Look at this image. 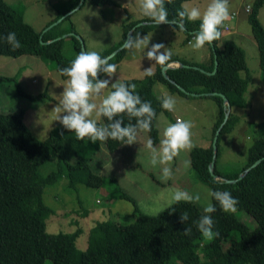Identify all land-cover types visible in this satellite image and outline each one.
<instances>
[{"label": "trees", "instance_id": "1", "mask_svg": "<svg viewBox=\"0 0 264 264\" xmlns=\"http://www.w3.org/2000/svg\"><path fill=\"white\" fill-rule=\"evenodd\" d=\"M92 6L103 7L114 4L113 0H83ZM192 0H165L168 19L181 18L177 15L184 8V4ZM80 0H74L73 6L57 17L61 18L75 7ZM264 0H254L248 6L247 21L251 27L252 37L256 43L260 76L264 82V27L258 19ZM237 15V13H235ZM71 16L65 17L61 23L44 33L42 41L47 42L60 37L62 34L75 33L71 25L68 31L52 34ZM56 19V20H57ZM54 20V21H56ZM54 21L52 23H54ZM142 22L149 23L137 27L131 36L134 40L157 28L149 17L141 21L124 22L122 24V39L120 43L106 51L99 53L101 57H108L120 48L127 33ZM200 20L188 21L183 19V30L175 25V29L186 33V39L181 45L190 44L192 34L198 30ZM224 22L219 26L222 36ZM14 31L20 41V47L13 50L5 41H0V56L17 58L24 55H34L45 63H54L55 70L61 79L59 69L69 65L70 61L81 51L80 42L70 36L51 44L40 43L37 33L23 16L5 0H0V36ZM220 36V38H221ZM220 38L213 41L216 53L217 71L214 75H206L192 68H173L167 70V75L177 85L190 94L221 93L226 96L231 106V113L224 125L217 143V156L214 172L223 178L234 180L262 158V161L236 183L226 184L214 180L208 171L212 161V140L214 134L224 118L223 101L219 96H211L219 109V117L213 128V135L207 147H194L190 150L189 161L197 181L209 187L210 190L229 191L236 198L235 210L247 213L254 221L255 228H250L241 222L235 213L223 212L217 205V210L210 215L213 217V238L203 247L204 262L198 254L202 234L192 225L203 211L192 201L175 202L157 216H148L139 212L136 202L119 190L118 197L129 201L134 206L135 221L128 225H119L113 221H99L88 233V247L79 250L76 241L82 230L77 228L71 234H49L46 231V220L55 211L44 202L43 195L47 187L58 185L64 178L68 187L76 189L79 184L92 188H101L102 178L94 173L91 167L97 144L77 140L74 133L62 129L57 124L45 140L36 138L24 123L25 110L20 109L10 113H0V264H44L50 259L52 264H264V137L254 139L252 147L248 149L247 157L240 169L222 175L217 166L221 157L220 141L224 134L231 133L239 118L233 113V108H246V94L251 82L246 54L234 41L226 40L222 49L217 44ZM70 43L71 54L64 55L65 44ZM208 50V61L202 64L190 63L169 53V59L164 64L157 63L151 76L142 79H127L122 82L135 84V92L142 100L151 102L157 115L152 121L151 131L147 132L154 144L158 143L157 117L160 113L168 112L160 107L153 88L156 84L163 85L170 93L186 96L177 87L169 83L162 75V68L173 61L185 65L199 67L206 72L214 69V53ZM123 48L108 60L109 64L117 66L126 53ZM18 77L0 76V86L13 82L17 92L24 94L17 81ZM32 100L42 99V95L24 94ZM191 96V95H190ZM205 97V96H201ZM124 123L128 117L121 114ZM102 124L106 121L101 118ZM134 123V119L132 121ZM139 132V131H138ZM137 132V133H138ZM123 144L115 140H106L105 148L114 153ZM56 155L55 169L47 174L41 173V168L47 163L49 154ZM213 204H216L211 199ZM175 211H171V209ZM187 211L189 220L185 224L179 221V213ZM86 217L87 212L79 211ZM185 227L191 231L183 232ZM225 244H228L225 246Z\"/></svg>", "mask_w": 264, "mask_h": 264}, {"label": "rangeland", "instance_id": "2", "mask_svg": "<svg viewBox=\"0 0 264 264\" xmlns=\"http://www.w3.org/2000/svg\"><path fill=\"white\" fill-rule=\"evenodd\" d=\"M113 1L112 5L95 7L88 1L82 4L83 1L80 0L78 6L68 12L71 13L70 18L55 28L52 34L58 35L68 31L73 25L75 34L84 44L85 51L102 53L116 47L122 39V24L141 21L146 16L140 12L139 0ZM5 2L17 10L24 21L42 36L60 13L73 6L74 0H5ZM209 2L210 0H192L185 3L184 8L197 7L203 13ZM253 2L254 0H228L229 16L224 21L228 29L224 27L225 30L217 44L218 49H222L223 43L230 40L243 48L251 78L246 94L247 107L233 108L239 122L231 133L221 137V157L217 168L222 175L240 169L254 139L264 137V82L260 76L257 46L245 13V9ZM258 19L264 27V6L259 11ZM54 22H58V19ZM164 24H159L157 28L141 35L147 38L148 45L139 49L135 47L127 49L123 60L115 67L112 81L142 79L146 70L152 72L156 62L148 60L145 56L147 47L152 43H162L165 48L161 51L176 53L187 62L202 64L208 61L209 50L206 46L193 49L191 43L181 45L187 37L186 33ZM63 35L65 34L60 37ZM69 46V42L65 44L66 57L71 54ZM170 64H175V61ZM54 65L52 62L45 63L34 55L17 58L0 56V76H17L24 94L43 96L42 99L32 100L18 93L13 82L3 83L0 86V113L25 110L24 123L32 134L42 141L59 124L56 118L60 113L56 108L59 104V94L66 81L61 79ZM108 90H102L100 97H92L93 102L99 103ZM153 92L159 98L170 95L176 101L173 111L158 115V143H153V146L158 148L159 141L163 138V129L180 118L191 122V147L181 150L165 165L152 166L149 163L148 150L145 148V143L150 138L147 132L139 131L135 143L122 145L114 153L106 150L105 141L96 142L97 151L90 163L93 172L102 178L101 188L79 184L76 189H71L64 178L58 185L47 187L43 199L45 204L55 211V214L46 220L47 233L71 234L77 228L81 229L82 233L76 241V247L82 251L87 249L89 230L97 222L113 221L123 226L133 223L134 206L118 197L119 190L130 196L136 202L139 212L144 215L157 216L175 203L171 200V195L177 189L185 190L191 195L198 193L200 200L192 202L203 211V207L211 200L210 189L197 181L190 165L189 153L194 147H207L210 144L219 109L210 97L172 94L161 84H156ZM98 123L102 124L101 120ZM56 160V155L51 152L47 163L40 170L41 173L53 171ZM162 167H169L172 170V175L167 180L162 179ZM80 210L87 212L88 215L86 217L80 215ZM232 212L241 222L255 228L253 219L247 213L237 210ZM212 238L213 232L210 236H202L197 250L202 262L205 261L203 247L209 244ZM44 264L52 262L47 259Z\"/></svg>", "mask_w": 264, "mask_h": 264}, {"label": "clouds", "instance_id": "3", "mask_svg": "<svg viewBox=\"0 0 264 264\" xmlns=\"http://www.w3.org/2000/svg\"><path fill=\"white\" fill-rule=\"evenodd\" d=\"M139 9L142 15L149 17L153 23L170 24L183 30V19L188 21L200 20L198 30L192 34L190 41L193 49H201L206 44L211 47L212 42L220 38L219 26L228 18V0H210L203 13L197 7L183 8L177 13L181 18L168 19V11L165 7V0H139ZM224 27H227L224 25ZM228 29V28H227ZM225 30V29H224ZM0 41H5L11 49L19 48L20 41L14 31L7 32L0 36ZM149 44L145 36L138 35L135 40L128 38L124 48H141ZM165 46L162 43H152L147 47L145 56L148 60L164 64L169 59V53L161 51ZM115 65L109 64L106 57L96 51L81 50L69 65L59 69L62 76L66 77L65 84L59 94V104L56 111L60 113L56 121L62 129L74 133L77 140L85 138L89 142H103L115 140L123 145H132L136 142L138 131L149 132L153 119L157 113L151 102L142 100L135 92V84L112 81V74ZM146 76H151L150 70L145 71ZM109 89L106 95L102 96L99 103L93 102L92 97H100L102 90ZM160 100V107L167 111L175 108V98L165 95ZM121 114L128 117L129 122L124 123ZM103 118L106 123L99 124ZM134 119V123L132 122ZM191 122L177 118L163 129L162 139L159 146L154 147L151 138L145 143L149 153V163L152 166L165 165L173 160L181 150L191 147L190 139ZM188 162H186L187 164ZM162 179L167 180L172 175L169 167L161 168ZM211 200L203 207V214L192 225L203 235L210 236L213 227V217L210 215L217 210V205L223 212L235 211L237 200L229 191L209 190ZM173 202L199 201L200 195H191L189 192L177 189L171 195ZM175 211V209H171ZM179 221L183 224L189 220L187 211L179 213ZM191 231L185 227L183 232L188 234Z\"/></svg>", "mask_w": 264, "mask_h": 264}, {"label": "water", "instance_id": "4", "mask_svg": "<svg viewBox=\"0 0 264 264\" xmlns=\"http://www.w3.org/2000/svg\"><path fill=\"white\" fill-rule=\"evenodd\" d=\"M82 1H83V0H82ZM70 14H71V13H68V14L62 16L61 18L58 19V22H54L53 24L49 25V26L45 29V31H44L43 33L47 32L48 30L52 29V28H53L54 26H56L57 24L61 23L62 20H63L65 17H67L68 15H70ZM145 24H149V23L142 22V23L137 24L135 27H133V28L127 33L126 40H128V38H129L130 36H132L133 31H134L137 27L142 26V25H145ZM43 35H44V34H43ZM43 35H42V36H43ZM42 36H40V43H41L42 45H44V44H47V45H48V44L54 43V42H56V41H59V40H61V39H65V38H67V37L74 36V37H76L77 40L80 42L81 50H85V47H84V44H83L81 38H80L77 34H75V33H68V34L63 35V36L60 37V38L53 39V40H49V41H47V42H43V41H42ZM126 40H125V41H126ZM124 43H125V42H124ZM123 45H124V44H123ZM123 45H122L120 48H118L116 51L112 52V53H111L108 57H106V58L109 60V59H111L113 56H115V55L117 54V52H119L120 50H122V49L124 48ZM211 48H212V51H213V53H214V59H215V60H214V69H213L212 72H206L205 70H203V69H201V68H199V67L185 65V64H183V63H181V62H179V61H175V64H170V63H169V64H167L166 66H164V67L162 68V75H163V77H164L169 83L175 85L179 91L183 92V93L186 94V95H189V93L186 92L185 89H183L182 87H180L179 85H177L173 80L170 79V77L167 75V70H168V69H173V68H176V67H179V68H192V69H194V70H199L200 72H202V73H204V74H206V75H209V76H210V75H214V74L216 73V71H217V60H216V53H215V48H214L213 43H212V45H211ZM190 95H191V96H205V97L219 96V97L222 99V101H223L224 118H223L222 123L220 124V126H219L218 129L216 130V132H215V134H214V137H213V140H212V161H211V163L209 164L208 171H209L210 175L212 176V178H213L214 180H219V181H221V182H223V183H226V184H233V183H236L237 181L241 180V179L243 178V176H244L246 173H248L252 168L256 167V166L262 161V158L259 159V160H257L256 162H254V163L252 164V166H250L249 168H247V169L244 171L243 174H240V175L238 176L237 179L229 180V179L223 178V177H221V176H219V175H216L215 172H214V167H215V161H216L217 149H218V147H217L218 138H219V136H220V133H221V131H222L224 125L226 124V122H227L228 119H229V116H230V113H231V106H230V103H229L228 99L226 98V96H225L224 94H221V93L213 92V93H204V94H200V95H199V94H190Z\"/></svg>", "mask_w": 264, "mask_h": 264}, {"label": "crops", "instance_id": "5", "mask_svg": "<svg viewBox=\"0 0 264 264\" xmlns=\"http://www.w3.org/2000/svg\"><path fill=\"white\" fill-rule=\"evenodd\" d=\"M173 54H175L176 56H178V54H176V53H173ZM179 57V56H178ZM179 58H182V57H179ZM191 63V62H190ZM196 63V62H195Z\"/></svg>", "mask_w": 264, "mask_h": 264}, {"label": "built area", "instance_id": "6", "mask_svg": "<svg viewBox=\"0 0 264 264\" xmlns=\"http://www.w3.org/2000/svg\"><path fill=\"white\" fill-rule=\"evenodd\" d=\"M246 10L248 11V7L246 8ZM234 17V16H233ZM225 28H227V27H225Z\"/></svg>", "mask_w": 264, "mask_h": 264}]
</instances>
